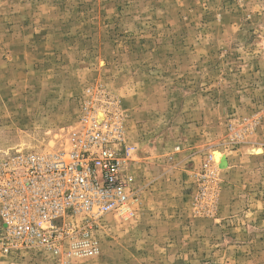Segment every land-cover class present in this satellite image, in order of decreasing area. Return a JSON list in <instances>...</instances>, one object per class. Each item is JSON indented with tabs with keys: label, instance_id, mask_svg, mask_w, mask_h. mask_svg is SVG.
Instances as JSON below:
<instances>
[{
	"label": "rangeland",
	"instance_id": "374dc122",
	"mask_svg": "<svg viewBox=\"0 0 264 264\" xmlns=\"http://www.w3.org/2000/svg\"><path fill=\"white\" fill-rule=\"evenodd\" d=\"M88 90L141 192L72 264H264V0H0V160L67 150Z\"/></svg>",
	"mask_w": 264,
	"mask_h": 264
},
{
	"label": "built area",
	"instance_id": "2783aa9c",
	"mask_svg": "<svg viewBox=\"0 0 264 264\" xmlns=\"http://www.w3.org/2000/svg\"><path fill=\"white\" fill-rule=\"evenodd\" d=\"M129 154L118 101L88 90L67 150L0 160V252L41 253L56 264L94 256L98 220L130 213L140 195Z\"/></svg>",
	"mask_w": 264,
	"mask_h": 264
},
{
	"label": "bare ground",
	"instance_id": "6f19581e",
	"mask_svg": "<svg viewBox=\"0 0 264 264\" xmlns=\"http://www.w3.org/2000/svg\"><path fill=\"white\" fill-rule=\"evenodd\" d=\"M98 115H99V117L103 116L101 109L98 110ZM254 150L256 153H258L260 151L259 149H254ZM59 151H61V150H59ZM213 158H214L215 162L222 164L224 161V154L220 150H214L213 151Z\"/></svg>",
	"mask_w": 264,
	"mask_h": 264
}]
</instances>
